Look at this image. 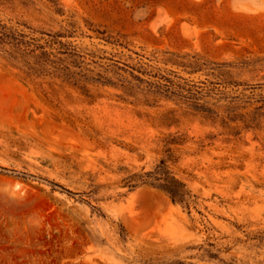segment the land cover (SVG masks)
I'll use <instances>...</instances> for the list:
<instances>
[{"label":"rangeland","instance_id":"rangeland-1","mask_svg":"<svg viewBox=\"0 0 264 264\" xmlns=\"http://www.w3.org/2000/svg\"><path fill=\"white\" fill-rule=\"evenodd\" d=\"M0 168V264H264V0H0Z\"/></svg>","mask_w":264,"mask_h":264},{"label":"trees","instance_id":"trees-1","mask_svg":"<svg viewBox=\"0 0 264 264\" xmlns=\"http://www.w3.org/2000/svg\"><path fill=\"white\" fill-rule=\"evenodd\" d=\"M181 137L169 139L164 145V152L167 154L160 159L159 163L150 171H146L144 174L135 175L138 181L149 183L154 186L160 187L166 190L174 201H182L186 198V191L184 190V184L178 181L174 176L170 175V171L167 169V159L171 152V147ZM169 153V154H168ZM132 189L136 188V184L131 186Z\"/></svg>","mask_w":264,"mask_h":264},{"label":"water","instance_id":"water-1","mask_svg":"<svg viewBox=\"0 0 264 264\" xmlns=\"http://www.w3.org/2000/svg\"><path fill=\"white\" fill-rule=\"evenodd\" d=\"M0 169H1V170H4V171H7V172H9V173H13V174H17V175H23V176H25V177H30V178H33V179H36V180H39V181H42V182L48 183V184H50V185H52V186H54V187H56V188H58V189H60V190H62V191H65V192H67V193H69V194H71V195H73V196H75V197H80L78 194H76V193H74V192H71V191L67 190V189L64 188V187H62V186H60V185H58V184H55V183H53V182H51V181H48V180H46V179H43V178H41V177L34 176V175H32V174H28V173H24V172H20V171H17V170H10V169H4V168H0Z\"/></svg>","mask_w":264,"mask_h":264}]
</instances>
